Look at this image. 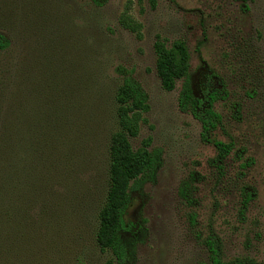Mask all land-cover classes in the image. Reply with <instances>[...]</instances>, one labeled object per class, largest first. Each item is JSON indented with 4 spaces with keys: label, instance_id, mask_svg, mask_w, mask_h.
<instances>
[{
    "label": "rangeland",
    "instance_id": "rangeland-1",
    "mask_svg": "<svg viewBox=\"0 0 264 264\" xmlns=\"http://www.w3.org/2000/svg\"><path fill=\"white\" fill-rule=\"evenodd\" d=\"M124 20L138 23L142 38L123 27ZM6 27L14 32L20 55L27 53L32 65L58 63L62 76L71 72L76 88L79 64L89 65L91 86L101 90L103 113H96L91 97L83 105L87 116L100 115V126L91 125V139L79 130L69 157L57 164L47 191L52 195L33 196L25 223L3 231L0 264H115L109 252L96 246L95 233L107 142L116 130L112 96L120 83L114 74L119 66L132 72L148 98L131 145L138 149L150 141L163 159L157 182L144 188V200L128 215L134 221L145 219L147 229L132 264L207 262L177 196L180 182L191 172L203 176L196 211L201 232L213 229L225 259L264 264V0H108L101 8L85 0H0V30ZM156 36L167 46L183 41L192 72L204 62L224 80L229 98L215 105L224 124L218 136L244 150L245 170L239 168L241 161L228 158L225 176L216 179L208 165L214 148L201 141L199 123L179 109L180 82L171 92L160 86ZM74 95L79 103V89ZM242 188L252 193L244 218L238 214Z\"/></svg>",
    "mask_w": 264,
    "mask_h": 264
},
{
    "label": "trees",
    "instance_id": "trees-1",
    "mask_svg": "<svg viewBox=\"0 0 264 264\" xmlns=\"http://www.w3.org/2000/svg\"><path fill=\"white\" fill-rule=\"evenodd\" d=\"M85 1L95 8L108 2ZM123 27L137 39L142 38L138 23L124 20ZM14 36L11 28L0 30V252L3 231L25 223L33 209L30 199L52 195L47 191L59 171L57 164L69 157L79 139V130L91 139V125L100 126V115L87 116L83 105H88L91 97L90 103H94L98 113L103 104L100 87L91 86L92 79L86 70L89 65L79 64L78 103L74 95L78 89L71 80V72L65 71L62 76L58 63L42 61L32 65L27 53L19 54ZM153 51L162 90L171 92L180 82L179 109L199 123L201 141L215 150L208 165L214 169L216 179L225 176L228 158L241 161L239 168L245 170L249 163L244 150L218 136L224 124L215 105L229 98L224 80L204 62L192 72L190 54L183 41L167 46L156 36ZM114 74L120 79L112 96L116 130L107 142L105 190L96 218L95 243L100 251L110 253L115 264H132L138 246L147 238V229L145 219L134 221L128 215L138 200H144V188L157 182L163 159L160 150L150 148V141L133 149L131 139L138 136L142 115L148 110V98L131 71L119 66ZM93 89L95 96H91ZM202 182V175L189 173L180 182L177 196L187 209L186 220L193 238L207 252L205 264H258L248 258L225 259L222 241L213 229L206 234L201 232L196 211L198 186ZM241 198L238 214L244 218L252 200L251 191L242 188Z\"/></svg>",
    "mask_w": 264,
    "mask_h": 264
}]
</instances>
